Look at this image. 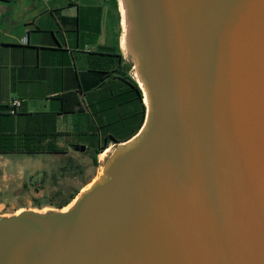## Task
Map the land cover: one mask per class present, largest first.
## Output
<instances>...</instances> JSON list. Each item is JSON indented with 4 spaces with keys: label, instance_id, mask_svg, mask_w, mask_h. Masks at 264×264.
I'll list each match as a JSON object with an SVG mask.
<instances>
[{
    "label": "water",
    "instance_id": "95a60500",
    "mask_svg": "<svg viewBox=\"0 0 264 264\" xmlns=\"http://www.w3.org/2000/svg\"><path fill=\"white\" fill-rule=\"evenodd\" d=\"M117 1L143 123L68 210L0 215V264H264V0Z\"/></svg>",
    "mask_w": 264,
    "mask_h": 264
},
{
    "label": "crops",
    "instance_id": "0c3cea01",
    "mask_svg": "<svg viewBox=\"0 0 264 264\" xmlns=\"http://www.w3.org/2000/svg\"><path fill=\"white\" fill-rule=\"evenodd\" d=\"M39 5L0 0V209L15 206L25 172L45 168L21 156L92 155L109 137L110 146L133 136L145 116L123 55L118 1ZM15 98L22 106L12 113ZM6 144L12 152H2Z\"/></svg>",
    "mask_w": 264,
    "mask_h": 264
},
{
    "label": "rangeland",
    "instance_id": "374dc122",
    "mask_svg": "<svg viewBox=\"0 0 264 264\" xmlns=\"http://www.w3.org/2000/svg\"><path fill=\"white\" fill-rule=\"evenodd\" d=\"M21 157H31L38 165H44L45 168L24 173L21 187L13 194L15 206L1 208L0 215H10L29 209L65 208L73 202L67 205L72 197L97 175L100 168L99 160L97 164L92 155L84 153L74 157L64 156L61 159L47 154Z\"/></svg>",
    "mask_w": 264,
    "mask_h": 264
},
{
    "label": "trees",
    "instance_id": "16d2710c",
    "mask_svg": "<svg viewBox=\"0 0 264 264\" xmlns=\"http://www.w3.org/2000/svg\"><path fill=\"white\" fill-rule=\"evenodd\" d=\"M131 81H132V83L134 84V86H136V88L139 90V92H141L140 91V89H139V87H138V85H137V83L134 81V80H132L131 79ZM65 100V99H64ZM81 105V99L80 98H76L75 99V102H74V105H72L73 107H79ZM65 108H67V105H66V107ZM69 108V107H68ZM18 112V111H17ZM16 112V113H17ZM111 138H113V137H109V139L100 147V148H98L97 150H95V152H93L92 153V158H93V160L98 164V154L99 153H101L102 151L104 152V150L109 146V143H110V141H111ZM5 148H4V150L2 151V152H5V153H7V152H12L13 151V148H12V146H9V145H5L4 146ZM21 152H26V153H36V152H38V150H24V149H22V150H20ZM77 194V193H76ZM76 194L72 197V199L76 196Z\"/></svg>",
    "mask_w": 264,
    "mask_h": 264
},
{
    "label": "built area",
    "instance_id": "2783aa9c",
    "mask_svg": "<svg viewBox=\"0 0 264 264\" xmlns=\"http://www.w3.org/2000/svg\"><path fill=\"white\" fill-rule=\"evenodd\" d=\"M22 106V100L15 98L11 101L10 107H11V112L16 113L18 111V108Z\"/></svg>",
    "mask_w": 264,
    "mask_h": 264
},
{
    "label": "bare ground",
    "instance_id": "6f19581e",
    "mask_svg": "<svg viewBox=\"0 0 264 264\" xmlns=\"http://www.w3.org/2000/svg\"><path fill=\"white\" fill-rule=\"evenodd\" d=\"M139 80L143 83V81H142V79H141L140 77H139ZM147 101H149V100L147 99ZM107 148H108V150L104 153V156H103L99 161L102 162V161L104 160V158L106 157L107 153L111 151V146H109V147H107ZM107 148H106V149H107ZM106 149H105V150H106ZM105 150H104V151H105ZM102 152H103V151H102ZM88 186H89V185H88ZM88 186H85V187L83 188V190H85ZM72 201H73V202H72ZM72 201H71L72 203L70 202L71 204L69 203L70 205L68 204L69 206H67V207L65 206V208H63L64 211L68 210V209L73 205V203H75L76 199H74V200H72ZM20 212H21V211H20ZM20 212H19V213H20Z\"/></svg>",
    "mask_w": 264,
    "mask_h": 264
}]
</instances>
